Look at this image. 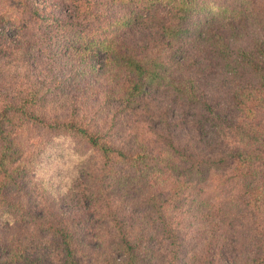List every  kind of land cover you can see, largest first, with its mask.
I'll return each instance as SVG.
<instances>
[{"label": "trees", "instance_id": "16d2710c", "mask_svg": "<svg viewBox=\"0 0 264 264\" xmlns=\"http://www.w3.org/2000/svg\"><path fill=\"white\" fill-rule=\"evenodd\" d=\"M0 264H264V0H0Z\"/></svg>", "mask_w": 264, "mask_h": 264}]
</instances>
